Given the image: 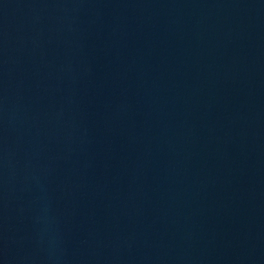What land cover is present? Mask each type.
<instances>
[{"label":"water","instance_id":"obj_1","mask_svg":"<svg viewBox=\"0 0 264 264\" xmlns=\"http://www.w3.org/2000/svg\"><path fill=\"white\" fill-rule=\"evenodd\" d=\"M0 264H264V0H0Z\"/></svg>","mask_w":264,"mask_h":264}]
</instances>
